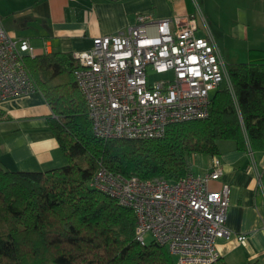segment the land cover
<instances>
[{"label":"trees","instance_id":"obj_1","mask_svg":"<svg viewBox=\"0 0 264 264\" xmlns=\"http://www.w3.org/2000/svg\"><path fill=\"white\" fill-rule=\"evenodd\" d=\"M254 54L226 63L229 84L214 90L206 116L170 123L162 136L143 139L93 135L70 52L25 56L66 163L24 171L0 162V264H174L163 246L135 239L130 208L88 181L99 165L126 177L173 180L191 170L194 154L218 155L221 139L252 155L264 149V52ZM210 264L228 263L219 257Z\"/></svg>","mask_w":264,"mask_h":264},{"label":"built area","instance_id":"obj_2","mask_svg":"<svg viewBox=\"0 0 264 264\" xmlns=\"http://www.w3.org/2000/svg\"><path fill=\"white\" fill-rule=\"evenodd\" d=\"M35 55L27 37L10 35L0 23V101L35 90L23 61ZM71 56L91 131L102 139L160 137L170 123L206 116L214 90L229 84L226 63L197 7L165 17L138 12L125 28L93 37L89 48ZM222 173L218 155L207 171L191 169L173 180L126 177L99 165L88 185L133 211L141 244L163 246L174 264H210L219 258L216 240L232 234L226 226L230 186H210ZM257 178L264 192L258 172ZM236 238L244 242L246 235Z\"/></svg>","mask_w":264,"mask_h":264},{"label":"crops","instance_id":"obj_3","mask_svg":"<svg viewBox=\"0 0 264 264\" xmlns=\"http://www.w3.org/2000/svg\"><path fill=\"white\" fill-rule=\"evenodd\" d=\"M202 2L213 18L210 33L225 63L247 61L254 52H264V0ZM196 6L193 0H0V23L10 35L27 37L37 55L71 53L89 48L97 35L125 28L138 12L185 15ZM52 115L39 90L1 100L0 162L24 171L64 165L66 157L48 123ZM218 147L223 173L210 186L219 188L223 182L230 186L226 226L232 232L229 238L216 240L219 257L228 264L254 260L264 264V192L257 178L258 172L264 187V149L251 158L236 148L234 140L221 139ZM210 164L207 154L191 158V169L199 173ZM239 233L246 235L244 242L236 238Z\"/></svg>","mask_w":264,"mask_h":264},{"label":"rangeland","instance_id":"obj_4","mask_svg":"<svg viewBox=\"0 0 264 264\" xmlns=\"http://www.w3.org/2000/svg\"><path fill=\"white\" fill-rule=\"evenodd\" d=\"M196 1H197V4H198L199 8H198V6H196V7L198 9H200V12L202 13L203 18L205 20V24L207 23V31L213 32L214 31L213 30V28H214L213 27L214 22H213V18L207 12V4H203L202 0H193L194 3H196ZM207 1L208 0H206V2ZM227 1L230 2L231 0H227ZM228 5L230 6V3ZM208 24H209L210 27L208 26ZM204 30H206V29H204V28L201 29V32H204ZM155 78H156V76L154 74H152L151 75V79H155ZM150 240H151V236H150V234H147V236H146V242H149Z\"/></svg>","mask_w":264,"mask_h":264}]
</instances>
